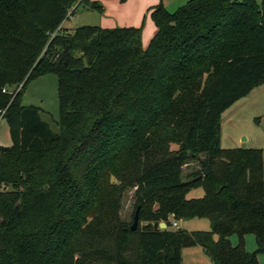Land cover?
Returning a JSON list of instances; mask_svg holds the SVG:
<instances>
[{"label":"trees","instance_id":"16d2710c","mask_svg":"<svg viewBox=\"0 0 264 264\" xmlns=\"http://www.w3.org/2000/svg\"><path fill=\"white\" fill-rule=\"evenodd\" d=\"M73 2L0 0V117L11 138L0 145V264H182L192 245L213 264H258L262 150L221 148L220 124L264 84V0L158 4L146 47L134 26L67 31ZM48 71L58 132L21 102L27 81ZM189 160L201 168L182 177ZM198 186L203 196L188 198ZM127 187L139 206L134 230L119 213ZM170 217H206L211 230L172 229Z\"/></svg>","mask_w":264,"mask_h":264},{"label":"rangeland","instance_id":"374dc122","mask_svg":"<svg viewBox=\"0 0 264 264\" xmlns=\"http://www.w3.org/2000/svg\"><path fill=\"white\" fill-rule=\"evenodd\" d=\"M186 2V1H185ZM259 6L261 0H256ZM102 5V10L91 9L81 3L73 12L63 20L62 27L71 32L81 25H123L136 23L141 31V43L143 47L153 34L150 29L153 23L150 11L154 6L161 4L167 11L174 12L183 2L178 0H98ZM184 4V3H183ZM156 30L154 31V33ZM21 102L37 106L40 109V117L44 120L52 131L58 132V95L57 77L55 73L48 71L29 79L22 92ZM11 143L9 126L4 118L0 117V145L9 146ZM221 148L245 147L259 148L262 150L263 176H264V84L255 87L249 94L237 100L223 116ZM174 147V145H172ZM204 155H200V160ZM201 165L197 160H189L182 166L181 175L184 177L192 171H199ZM133 187H127L121 198L120 217L126 222L132 221L134 211ZM204 189L200 186L189 189L186 192L188 198L202 197ZM173 220V219H171ZM171 220H169L171 222ZM146 221H139L142 226ZM181 229L210 231V224L206 217H194L177 220ZM170 228L175 229L172 225ZM214 238H217L215 233ZM232 244L237 243L236 235L230 237ZM195 246V245H192ZM198 246V245H196ZM183 252L186 254L182 264H212L207 256L206 261L193 258L188 249L191 246H184ZM256 248L254 236H245V249L253 251ZM258 264H264V254L257 256Z\"/></svg>","mask_w":264,"mask_h":264},{"label":"crops","instance_id":"0c3cea01","mask_svg":"<svg viewBox=\"0 0 264 264\" xmlns=\"http://www.w3.org/2000/svg\"><path fill=\"white\" fill-rule=\"evenodd\" d=\"M95 1H97L98 2V0H95ZM185 1H187V0H178V3L179 2H183V3H185ZM183 3H181V4H183ZM100 4V3H99ZM102 6V5H101ZM134 25H136V23H129L128 25H126V26H134ZM61 26H62V24H61ZM100 26H102V27H114V26H116V25H112V26H108V25H102V24H100ZM118 26V25H117ZM119 26H123V25H119ZM156 30V27H155V25L154 24H152V26H151V29H150V32H151V34H154V31ZM234 104V103H233ZM232 104V105H233ZM231 105V106H232ZM230 106V107H231ZM229 107V108H230ZM229 108H227L223 113H222V115H221V124H220V143H221V140H222V126H223V116H224V114L226 113V111H228V109ZM172 218L170 217L169 218V220H171ZM181 221V220H180ZM231 241V240H230ZM232 243V242H231ZM185 248H182L181 249V258H182V263H183V261H184V259H185V256H186V254L183 252V250H184ZM188 253H190L191 254V256H193V258H198L200 261L203 259V261H206V253L203 251V249H202V247L200 246V245H198V246H191V248H189L188 249ZM211 261V260H210ZM213 264V263H212Z\"/></svg>","mask_w":264,"mask_h":264},{"label":"built area","instance_id":"2783aa9c","mask_svg":"<svg viewBox=\"0 0 264 264\" xmlns=\"http://www.w3.org/2000/svg\"><path fill=\"white\" fill-rule=\"evenodd\" d=\"M86 0H74V2L71 4V6L69 7L67 14H66V18L73 12V10L77 7V5L84 3ZM91 1V0H90ZM20 85H16V86H12L9 88H3L2 91L3 92H16L19 89ZM171 225L173 227H178V223L177 220H171Z\"/></svg>","mask_w":264,"mask_h":264},{"label":"water","instance_id":"95a60500","mask_svg":"<svg viewBox=\"0 0 264 264\" xmlns=\"http://www.w3.org/2000/svg\"><path fill=\"white\" fill-rule=\"evenodd\" d=\"M209 171V166H207L205 168V173L204 174H207ZM138 212H139V206L135 209L134 213H133V220H132V224H131V229L134 230L137 226V223H138ZM166 224L164 222H160L159 223V227L160 228H163L165 227Z\"/></svg>","mask_w":264,"mask_h":264}]
</instances>
